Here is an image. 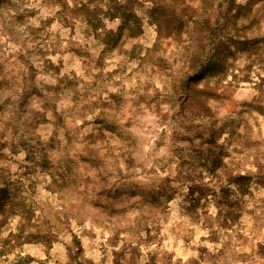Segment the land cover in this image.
I'll return each instance as SVG.
<instances>
[{"label": "rangeland", "instance_id": "rangeland-1", "mask_svg": "<svg viewBox=\"0 0 264 264\" xmlns=\"http://www.w3.org/2000/svg\"><path fill=\"white\" fill-rule=\"evenodd\" d=\"M0 264H264V0H0Z\"/></svg>", "mask_w": 264, "mask_h": 264}]
</instances>
